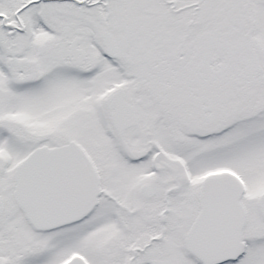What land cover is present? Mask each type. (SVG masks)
I'll return each mask as SVG.
<instances>
[{
	"label": "snow or ice",
	"instance_id": "6c2138e0",
	"mask_svg": "<svg viewBox=\"0 0 264 264\" xmlns=\"http://www.w3.org/2000/svg\"><path fill=\"white\" fill-rule=\"evenodd\" d=\"M0 264H264V0H0Z\"/></svg>",
	"mask_w": 264,
	"mask_h": 264
}]
</instances>
